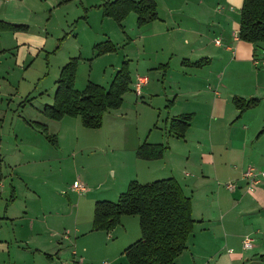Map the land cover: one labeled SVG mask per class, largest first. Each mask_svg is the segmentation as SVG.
<instances>
[{
    "label": "rangeland",
    "instance_id": "374dc122",
    "mask_svg": "<svg viewBox=\"0 0 264 264\" xmlns=\"http://www.w3.org/2000/svg\"><path fill=\"white\" fill-rule=\"evenodd\" d=\"M24 1L30 14L27 21L22 23L24 28L10 29V33L6 22L2 24L6 27L0 28V42L5 48L10 47V50H2L0 54L8 52V57L12 58V63L8 62L5 66L6 71L11 67L10 77L2 71L3 79H0V239L10 246V257L2 255L0 263L13 264L12 254L16 249V264H73L74 258L78 261L81 257L82 264H129L124 251L140 239L139 218L122 216L119 225L106 233L92 229V217L96 202H116L118 194L125 192L131 181H136L135 172L125 166L121 122L131 124L133 132L142 137H148L151 132L149 140L163 144L168 141L164 109L168 100L162 94L164 90H160L162 87L167 89L160 76L165 72L161 70L155 73L157 67L149 65L147 61H155L156 55L144 52L143 35L153 25L139 26L138 14L133 10L126 13L119 25L116 20L103 15L101 5L105 0ZM54 1L57 6L44 7L53 5ZM158 1L161 9L157 8V12L160 16H172L177 12L179 14L175 17L179 19L183 13H195L201 9L214 12L222 8L221 12L235 16L236 22L240 19L238 8L230 10L229 5L219 0H202L203 4H200V0ZM165 8L171 9L172 14L164 12ZM213 12L209 13L210 25L211 20H216ZM184 14L182 18L186 17ZM182 22L184 25L191 23L189 19ZM231 22L230 19L225 24V33L230 38L234 29ZM203 28L206 32V27ZM208 35L213 40L221 33L209 31ZM15 39L26 40L27 44L15 47ZM156 40L154 38L152 42ZM105 41H109L115 49L98 55L96 45ZM222 44L225 45L224 40ZM70 61L74 64L73 83L77 91H82L88 83L108 89L123 63L129 72V90L123 96L122 107L109 110L100 129H85L79 118L69 116L54 121L42 112L45 105L53 104L56 81ZM217 66L210 70L222 69V66L216 69ZM2 67L4 69V65ZM256 67L253 70L261 74L256 80L257 90H261L264 86V67L261 64ZM171 69H177L175 60L171 63ZM240 70L250 73L245 66ZM137 76L150 78L149 87L153 86L161 94L157 97L147 96L143 88L142 97H136L132 84ZM247 87V82L243 83L240 91L239 84L234 87L237 100L242 104L252 99L245 96ZM257 94L261 96L254 99L261 103L256 110L262 112L264 92L262 90ZM114 118L118 121H114ZM237 127L238 124H231L224 132L235 133ZM42 131L55 136V144L48 142ZM170 143L173 145L170 155L176 161L177 177L187 180L189 190L185 194L195 197L194 219L198 220L197 203L213 201L219 192L221 197H227L229 190L225 184L228 182L208 178L207 182L194 185L203 179L197 173V167L192 168V164L188 165L185 160L196 161L194 144L179 139H171ZM186 173L189 177H186ZM137 174L139 181H148L142 180L146 176ZM154 177L166 179L171 176L163 169ZM74 181L82 183L87 191L79 193L72 190ZM12 187L17 196L15 202L12 200ZM31 188L36 195L32 194ZM59 207L60 210H57ZM26 211L27 219H23V212ZM30 219L35 222V230L40 232V236L29 229ZM42 220L48 223V227L43 222H37ZM198 224H195L196 228ZM195 236V244L189 245L188 241L190 251L183 255L188 264L193 257H205L203 247L209 244L206 238ZM39 238L40 245L45 249L36 252ZM191 248L195 249V253ZM255 257L259 260L257 263L264 264V255Z\"/></svg>",
    "mask_w": 264,
    "mask_h": 264
},
{
    "label": "crops",
    "instance_id": "0c3cea01",
    "mask_svg": "<svg viewBox=\"0 0 264 264\" xmlns=\"http://www.w3.org/2000/svg\"><path fill=\"white\" fill-rule=\"evenodd\" d=\"M29 1L38 2V0ZM155 2L157 8L161 9L159 1L155 0ZM219 2L229 5L230 10L234 8L240 10L243 0H219ZM203 3L200 0V4ZM55 6H57L56 1L53 5L44 7L51 8ZM221 10L222 8L213 12L210 9H201V11L198 10L195 13H183L186 17L182 18L181 15L183 14H181L179 19L175 17L179 14L177 12L172 16L158 15V19L150 23L153 26L146 29L149 32L143 35L144 52L149 54L153 52L156 55V59H153L155 61L148 59L147 62L149 65L157 67L155 73H160L161 70L165 72L160 73V76L163 78V83L166 84L167 89L165 90L162 87L160 90L161 92L164 90L162 94L168 100L164 107L167 114L165 118L167 126H169L172 119L181 115H192V120L183 138L171 135L168 130L167 144L149 140L151 132L148 137H142L137 132H133L130 128L131 124L120 121L123 146L126 151V161L124 157L123 160L125 166L131 167V170L135 172V180L141 185L161 180L154 179L157 178L154 176L166 169L171 176L168 178H173L181 187L184 195L187 196L185 191L189 190V186L186 183L187 180L185 181L181 176L177 177L176 161L170 155L173 147L170 140L179 139L184 143L189 141L194 144L196 161L186 159L183 155L186 163L188 165L191 163L192 168L193 166L197 167L195 168L197 173L204 179L194 183V185L207 182L208 178H211V180H218L219 182L234 183V189L232 192L227 191V197H221L219 192L213 201L198 202V220L194 219L195 197L192 194L187 196L191 200L192 218L195 221L193 236L191 235L192 238L188 239L190 241L189 245L195 244V235H200L201 238H206L209 242L208 246L203 247L205 257H193L192 262L189 261V264H259L260 262L257 263L259 260L255 256L264 255V180L253 191H248L246 182L242 179V173L250 166L264 168V134H260L264 127V109L262 112L256 110L261 103L258 102L254 107L240 112L234 87L239 84L238 91H240L239 89L243 83L247 82L248 90L245 96L252 99L261 96L257 93L262 90L264 92V86L263 89L257 90L258 84L256 82L261 74L255 72L253 68L261 64L264 58V47L258 46V48H255L250 43L243 42L238 38L235 39L234 33H238L239 21L236 22L235 16H230L229 13L226 14L227 12L222 13ZM211 11L216 20H211L210 25L209 13H212ZM164 12L172 14L173 11L165 8ZM29 15L24 0H0V22H6L9 26H25L22 23L27 21ZM186 19H189L191 23L184 25L182 21ZM230 19L234 26L231 38L225 33V24ZM203 26L206 27V32L203 30ZM8 31L11 33L10 29ZM209 31L220 32L222 39L218 36L211 40L208 35ZM154 38L157 40L152 42ZM216 40L219 41V44L215 43ZM223 40L225 45L222 44ZM26 42V40L18 41L15 39L13 44L17 47L18 45L27 44ZM2 50L6 52L10 50V47L5 48L0 42V53ZM8 55V52L4 55L0 54V79H3L2 71L7 72L6 76L10 77L11 67L9 66L8 70H5V66L12 60ZM173 60L177 63V69H171ZM194 62H200L201 65H190ZM255 62H259V65H256ZM3 65L4 69H2ZM215 65H218L216 69L221 66L222 69L211 71L210 69ZM244 66L250 69V73L241 72L240 69ZM262 67L264 66L262 65ZM147 79L148 84L144 87L145 95L157 97L161 93L155 91L153 86L149 87L150 78L147 77ZM139 97H142V91ZM252 110L254 111L251 112ZM113 120L118 121L115 118ZM231 124H238L236 132L225 134V128ZM144 142L164 145L166 150L162 158L151 161L137 158L135 155L136 149ZM164 160L166 162L160 163ZM198 167H201V169ZM137 173L140 176H146L144 177L146 179L142 180L148 181H139ZM186 177H189L187 173ZM1 180L0 177V199L2 195ZM10 190L13 194L12 200L15 202L17 200L15 188L12 187ZM31 192L36 195L32 188ZM14 202L10 205H13ZM57 210H60V207ZM27 215V211L23 212L22 218L27 219ZM37 222H43L48 227L46 221ZM196 223H200L198 228H196ZM28 227L40 236V232L35 230V222L31 219ZM50 235L54 236L51 233ZM246 236L251 237L255 242L250 250L242 249L241 242ZM13 238L16 240L14 234ZM36 243V252L45 249L40 245L41 238ZM9 247V243L0 239V257L2 255L10 257ZM188 249L175 260L174 264H188L186 256H183L190 251ZM191 250L195 253V249L191 248ZM17 253L15 249L12 254L14 257L13 264H16ZM82 259L83 257L77 261V258H74L72 262L73 264L77 262L82 264Z\"/></svg>",
    "mask_w": 264,
    "mask_h": 264
},
{
    "label": "trees",
    "instance_id": "16d2710c",
    "mask_svg": "<svg viewBox=\"0 0 264 264\" xmlns=\"http://www.w3.org/2000/svg\"><path fill=\"white\" fill-rule=\"evenodd\" d=\"M103 15L120 25V21L130 10L138 14L137 24L144 26L158 19L155 0H105L101 5ZM127 9V10H126ZM1 28L6 26L2 25ZM24 26H12L19 29ZM238 39L252 44L255 48L264 47V0H243L240 9ZM98 55L114 51L109 41L96 45ZM123 67L116 73L108 89L88 83L82 91L74 88V64L70 61L61 71L56 81L52 105H45L43 114L54 121L64 117L79 118L85 129H100L105 113L119 109L123 96L129 90V72ZM200 66V62L190 63ZM258 103L257 99L246 102L237 101L240 112ZM192 115H181L169 123V133L183 138ZM42 130H43V126ZM48 142L55 144V136L42 131ZM260 134H264V127ZM53 144V145H54ZM166 147L162 144L142 143L136 149L137 158L151 161L162 158ZM122 216L139 218L140 239L124 252L129 264H174L187 249V242L193 232L194 220L189 197L185 196L173 178L161 179L141 185L131 181L117 201H98L95 203L92 229L109 233L120 223Z\"/></svg>",
    "mask_w": 264,
    "mask_h": 264
},
{
    "label": "built area",
    "instance_id": "2783aa9c",
    "mask_svg": "<svg viewBox=\"0 0 264 264\" xmlns=\"http://www.w3.org/2000/svg\"><path fill=\"white\" fill-rule=\"evenodd\" d=\"M234 38H238V33H234ZM216 44H219V41H215ZM256 65H259V62H255ZM261 65L264 66V58L261 61ZM148 84V79L145 76H137L135 78L134 84H133V92L135 96L139 97L141 95L142 89ZM242 179L246 182L248 191H253L256 186L262 183L264 180V168H256V167H248L243 173H242ZM225 187L229 191H233L234 189V183L228 182L225 184ZM72 190L85 193L87 191L86 187L77 181H75L72 185ZM242 249L243 250H250L253 247V239L249 236L244 237V239L241 242ZM76 264H81V262H77Z\"/></svg>",
    "mask_w": 264,
    "mask_h": 264
}]
</instances>
